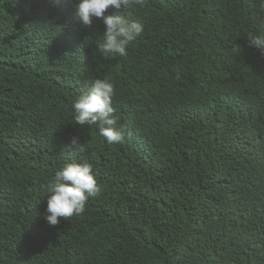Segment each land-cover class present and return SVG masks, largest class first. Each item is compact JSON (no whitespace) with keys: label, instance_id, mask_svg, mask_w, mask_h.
<instances>
[{"label":"trees","instance_id":"16d2710c","mask_svg":"<svg viewBox=\"0 0 264 264\" xmlns=\"http://www.w3.org/2000/svg\"><path fill=\"white\" fill-rule=\"evenodd\" d=\"M74 3L0 0V264H264V54L248 43L264 0H146L125 13L143 35L112 59ZM97 78L123 143L73 122ZM69 162L101 193L49 226Z\"/></svg>","mask_w":264,"mask_h":264},{"label":"clouds","instance_id":"9594fccd","mask_svg":"<svg viewBox=\"0 0 264 264\" xmlns=\"http://www.w3.org/2000/svg\"><path fill=\"white\" fill-rule=\"evenodd\" d=\"M146 0H75L74 18L81 26L89 28L95 19L103 23L104 31L97 48L105 59L127 55L128 46L143 35L144 25L137 20H129L125 13L130 9L143 7ZM116 10L115 14H106L108 9ZM123 10V11H121ZM249 46L264 54V23L256 34L248 37ZM176 79H180L177 70ZM115 86L107 78H97L91 85L82 90L74 99L73 122L80 126L98 125L99 135L107 144H120L124 141V132L119 128L112 106ZM70 147L84 152L85 145L73 137ZM47 207L45 220L49 226H56L61 218L80 215L90 199L101 193V186L87 162L65 163L55 172L54 178L47 186Z\"/></svg>","mask_w":264,"mask_h":264}]
</instances>
